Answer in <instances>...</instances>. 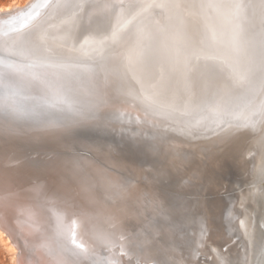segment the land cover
Masks as SVG:
<instances>
[{"label": "bare ground", "instance_id": "bare-ground-1", "mask_svg": "<svg viewBox=\"0 0 264 264\" xmlns=\"http://www.w3.org/2000/svg\"><path fill=\"white\" fill-rule=\"evenodd\" d=\"M36 1L0 7V21ZM201 3L55 0L0 39V50L19 57L11 83L26 91L21 101L0 102L9 119L0 122V238L9 252L28 251L32 264H179L199 240L196 217L203 212L211 227L198 264H220L225 256L236 264L245 246L250 264H264L259 241L246 235L264 231V201L247 198L264 182V126L230 138L218 163L205 158L206 149L216 151L208 141L171 132L134 141L116 119L121 110L142 115L182 106L186 62L194 69L195 103L184 115L171 113L174 120L256 118L264 72L254 70L250 56L264 48V7L241 12L233 0H206L204 13ZM234 32L249 55L230 51ZM197 56L252 71L233 87L227 65ZM217 103L221 111L213 114ZM89 131L107 140H91ZM196 201L201 209L185 210Z\"/></svg>", "mask_w": 264, "mask_h": 264}, {"label": "snow or ice", "instance_id": "snow-or-ice-1", "mask_svg": "<svg viewBox=\"0 0 264 264\" xmlns=\"http://www.w3.org/2000/svg\"><path fill=\"white\" fill-rule=\"evenodd\" d=\"M235 7L241 12H246L248 7H254L259 5L264 7V0H233ZM261 35H264V28L261 29ZM213 41L217 40L215 33L212 34ZM227 46L235 57L242 55H249L248 50L242 47L239 33H233L227 41ZM196 61L199 62L201 59H214L221 64H225L230 68V77L233 87H239L244 85L249 78L248 71H236L231 65L227 64V61L222 57H195ZM250 60L255 65V71L264 72V48L260 51H254L251 53ZM193 66L190 62H186L182 69L183 87L181 89V95L178 99L182 100V106L179 104L162 105L161 107L170 109V111H145L141 114H129L127 110H121L116 119L120 122L122 127L120 131L130 137L134 141H152L155 142L160 138L159 134L175 133L179 136L187 137L192 140H203L208 141L215 146L216 151L213 152L211 149L205 150V158L217 160L218 153L221 152L222 146L232 137L238 135L241 132L248 131L250 129H256L257 127L264 126V99L261 100V110L254 113L253 116L256 118H248L240 120L238 117H233L232 120H225L223 118L214 119L211 123H205L203 119H198L194 123L181 125L178 120L172 118L171 113H179L180 115L185 114V110L191 107L195 103V93L193 92L189 78L193 71ZM129 95H132L129 93ZM150 98V97H146ZM138 99V98H137ZM210 111L213 114H219L221 106L217 103L210 107ZM199 180V177H195ZM187 181L181 178V187L184 186ZM260 191H250L248 193V199H258L264 201V182L259 183ZM252 188H256V183L252 184ZM202 205L199 201H196L191 206L185 208L188 212H195L201 209ZM58 222H63V216H58ZM264 220V217H262ZM196 221L200 224L199 240H196L195 247L191 250L190 257L187 261L181 260L179 264H198L200 256L203 254V248L205 247V240L210 230V223L205 213L201 212L197 217ZM241 226L247 228L251 224V218L249 217L247 223L241 221ZM207 225V227H206ZM33 227H35L33 225ZM264 227V225H262ZM246 235L252 240L255 245L259 241L260 248L259 254L264 260V231L259 233L258 238H253L251 231H246ZM220 264H232L228 261L226 256L221 257ZM236 264H250L248 257V249L245 246L243 258L237 257Z\"/></svg>", "mask_w": 264, "mask_h": 264}, {"label": "water", "instance_id": "water-1", "mask_svg": "<svg viewBox=\"0 0 264 264\" xmlns=\"http://www.w3.org/2000/svg\"><path fill=\"white\" fill-rule=\"evenodd\" d=\"M54 2L55 0H37L33 4L29 5L24 11L16 14L15 16L9 18L6 21H0V39L1 38L3 40L8 39L10 37L11 31L16 26L20 25L22 22H24L27 19L31 21L33 18L39 17L42 13L53 8ZM18 59L19 57L16 56L13 52H3L2 50H0V102L10 103L12 99L15 101H21L26 97L25 96L26 91L23 90L24 86L18 85V87H15L11 83V78L13 77L10 75V73H12L11 71L14 70L11 67L12 66L14 67V65L18 64L19 62ZM28 62H30L28 57L22 59L23 64L27 65ZM34 63H38V62L35 61ZM4 109L6 108L3 107V109L0 111L5 112ZM1 112H0V122L4 124L9 119L5 113H1ZM97 135H100V133L99 132L94 133L89 131L88 138L94 140ZM101 135L103 136L95 139L97 142L98 141L103 142L104 140H107L108 135L106 133L105 134L101 133ZM124 146H126V144H124ZM132 149L136 150V147L133 146ZM226 250L227 247H225V251Z\"/></svg>", "mask_w": 264, "mask_h": 264}, {"label": "rangeland", "instance_id": "rangeland-1", "mask_svg": "<svg viewBox=\"0 0 264 264\" xmlns=\"http://www.w3.org/2000/svg\"><path fill=\"white\" fill-rule=\"evenodd\" d=\"M17 1H20L21 2L23 0H10V2H6V6L11 5L12 3H15ZM205 7H206V0H202L201 10L203 12L205 11L204 10ZM201 24H202V22H201ZM201 24H200V27L202 28V33H203L204 37L205 38H209V35H210V31L208 30L209 28L208 27L206 28V26L204 25V23H203V26L204 27ZM11 174L13 176V179L16 180V182L23 181L22 180V177H20V176H18L16 174H15L16 175L15 176L13 173H11ZM227 217H229V215H227ZM8 232L9 231H6L5 230L4 238H5V235H6V238L5 239L9 238L8 241L10 240L11 241V244L14 245V242L13 241H15V239H13L12 237H9V236H11V234H9L10 232L9 233ZM8 234H9V236H8ZM8 243H10V242H8ZM147 246L149 247L150 245H147ZM16 251L18 252V256L15 255V254H17ZM19 251H20V249H19V247H17V248H15L14 252H12V253L9 252L8 247L6 246V244L0 238V264H19V263L20 264H32V261L30 259L31 257L29 256L30 254L28 253V251H24V253L21 252V251L19 252Z\"/></svg>", "mask_w": 264, "mask_h": 264}, {"label": "clouds", "instance_id": "clouds-1", "mask_svg": "<svg viewBox=\"0 0 264 264\" xmlns=\"http://www.w3.org/2000/svg\"><path fill=\"white\" fill-rule=\"evenodd\" d=\"M6 2H10V0H0V7H5Z\"/></svg>", "mask_w": 264, "mask_h": 264}]
</instances>
